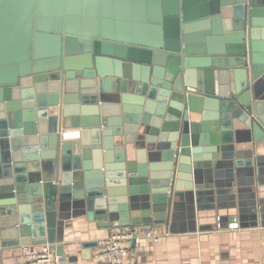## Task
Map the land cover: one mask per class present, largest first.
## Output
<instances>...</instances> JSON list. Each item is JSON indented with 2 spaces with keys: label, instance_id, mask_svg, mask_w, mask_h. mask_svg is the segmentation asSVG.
I'll return each mask as SVG.
<instances>
[{
  "label": "water",
  "instance_id": "water-1",
  "mask_svg": "<svg viewBox=\"0 0 264 264\" xmlns=\"http://www.w3.org/2000/svg\"><path fill=\"white\" fill-rule=\"evenodd\" d=\"M263 168L264 0H0V248L258 212Z\"/></svg>",
  "mask_w": 264,
  "mask_h": 264
},
{
  "label": "crops",
  "instance_id": "crops-1",
  "mask_svg": "<svg viewBox=\"0 0 264 264\" xmlns=\"http://www.w3.org/2000/svg\"><path fill=\"white\" fill-rule=\"evenodd\" d=\"M71 130L78 129L63 131ZM261 171L262 184L254 187L261 199L258 212L249 204L252 188L248 185L241 187L245 196L240 213L236 205L240 199L233 192L219 194L220 197L207 194L208 197L202 199L209 204L207 209L198 211L195 218L183 209L172 216L169 223L155 224L163 233L161 240L158 243L143 240L121 264H264V168ZM67 211L60 216L65 218L64 253L67 257H77L68 264H104L96 257L99 241L117 228L101 227L100 221L91 220L81 210L70 208ZM235 221L240 227L228 228ZM20 249L21 246L0 248V264H26L21 260ZM65 263V260L60 262Z\"/></svg>",
  "mask_w": 264,
  "mask_h": 264
},
{
  "label": "built area",
  "instance_id": "built-area-1",
  "mask_svg": "<svg viewBox=\"0 0 264 264\" xmlns=\"http://www.w3.org/2000/svg\"><path fill=\"white\" fill-rule=\"evenodd\" d=\"M62 135L63 138H76L80 136V131H63ZM239 227L238 221L228 225L230 229ZM162 236L161 229L155 224L120 227L99 241L96 257L104 264H121L132 255L133 247L143 240L149 239L158 243ZM21 249V260L26 264H60L61 262V256L53 252L47 244H26Z\"/></svg>",
  "mask_w": 264,
  "mask_h": 264
}]
</instances>
